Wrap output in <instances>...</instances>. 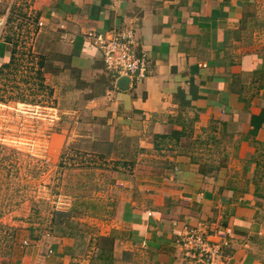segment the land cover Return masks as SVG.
<instances>
[{"label": "crops", "instance_id": "0c3cea01", "mask_svg": "<svg viewBox=\"0 0 264 264\" xmlns=\"http://www.w3.org/2000/svg\"><path fill=\"white\" fill-rule=\"evenodd\" d=\"M257 2L0 0L1 17L35 16L46 57L59 78L72 77L97 129L137 135L147 152L159 148L155 141L170 142L154 160L161 173L126 193L119 211L125 242L148 264H185L177 240L197 225L210 240L226 234L223 259L213 264H264V84L256 81L263 61L245 41ZM122 29L133 30L136 52L149 60L148 76L124 89L86 36ZM14 41L13 32L0 31V74ZM49 248L46 264H70L61 245ZM38 260L23 250L13 264Z\"/></svg>", "mask_w": 264, "mask_h": 264}, {"label": "rangeland", "instance_id": "374dc122", "mask_svg": "<svg viewBox=\"0 0 264 264\" xmlns=\"http://www.w3.org/2000/svg\"><path fill=\"white\" fill-rule=\"evenodd\" d=\"M257 7L248 17L252 25L245 41L260 51V85L264 0ZM6 21L3 31L15 34V55L0 74L3 264L15 263L23 250L34 251L37 264H46V251L55 243L70 264H148L146 253L125 242L127 227L119 211L126 193H135L143 178L161 173L162 164L154 160L162 154L160 145L164 149L170 142L155 141L159 148L147 152L137 135L109 137L97 129L91 110L83 107L84 96L80 102L72 90V77L59 78L54 61L46 57L48 45L35 16L13 11Z\"/></svg>", "mask_w": 264, "mask_h": 264}, {"label": "built area", "instance_id": "2783aa9c", "mask_svg": "<svg viewBox=\"0 0 264 264\" xmlns=\"http://www.w3.org/2000/svg\"><path fill=\"white\" fill-rule=\"evenodd\" d=\"M6 17L0 16V31L6 26ZM43 26V22H38ZM100 51L105 68L113 73L117 79L128 77L130 85L142 82L149 73V60L144 54H138L135 50L136 38L133 30L122 29L108 33H96L94 31L86 34ZM221 239L210 240L203 225L186 226L177 240L183 248L185 264H213L223 259L222 241L226 235L221 231ZM24 245L28 240L23 241Z\"/></svg>", "mask_w": 264, "mask_h": 264}, {"label": "water", "instance_id": "95a60500", "mask_svg": "<svg viewBox=\"0 0 264 264\" xmlns=\"http://www.w3.org/2000/svg\"><path fill=\"white\" fill-rule=\"evenodd\" d=\"M130 84V79L128 77H121L119 81V88L124 89Z\"/></svg>", "mask_w": 264, "mask_h": 264}, {"label": "trees", "instance_id": "16d2710c", "mask_svg": "<svg viewBox=\"0 0 264 264\" xmlns=\"http://www.w3.org/2000/svg\"><path fill=\"white\" fill-rule=\"evenodd\" d=\"M261 88H264V85H261ZM261 116H262V118L259 120V121H262V122H264V109H263V111H262V113H261ZM260 124H257V126H259Z\"/></svg>", "mask_w": 264, "mask_h": 264}]
</instances>
